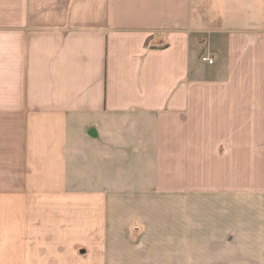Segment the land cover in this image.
<instances>
[{
	"label": "crops",
	"instance_id": "crops-1",
	"mask_svg": "<svg viewBox=\"0 0 264 264\" xmlns=\"http://www.w3.org/2000/svg\"><path fill=\"white\" fill-rule=\"evenodd\" d=\"M0 264H264V0H0Z\"/></svg>",
	"mask_w": 264,
	"mask_h": 264
},
{
	"label": "built area",
	"instance_id": "built-area-1",
	"mask_svg": "<svg viewBox=\"0 0 264 264\" xmlns=\"http://www.w3.org/2000/svg\"><path fill=\"white\" fill-rule=\"evenodd\" d=\"M202 60L207 61L208 63H212V59L207 57H202Z\"/></svg>",
	"mask_w": 264,
	"mask_h": 264
}]
</instances>
